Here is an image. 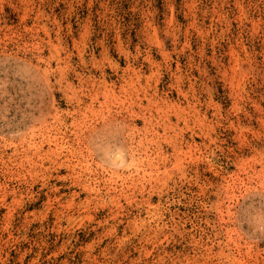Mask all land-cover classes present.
Listing matches in <instances>:
<instances>
[{
  "label": "rangeland",
  "instance_id": "1",
  "mask_svg": "<svg viewBox=\"0 0 264 264\" xmlns=\"http://www.w3.org/2000/svg\"><path fill=\"white\" fill-rule=\"evenodd\" d=\"M0 264H264V0H0Z\"/></svg>",
  "mask_w": 264,
  "mask_h": 264
}]
</instances>
